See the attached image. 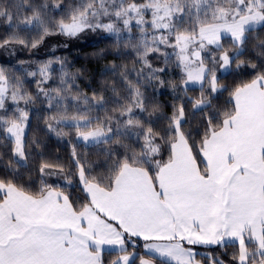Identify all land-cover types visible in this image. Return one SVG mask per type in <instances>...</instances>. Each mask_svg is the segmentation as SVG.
I'll return each mask as SVG.
<instances>
[{
    "label": "snow or ice",
    "instance_id": "obj_1",
    "mask_svg": "<svg viewBox=\"0 0 264 264\" xmlns=\"http://www.w3.org/2000/svg\"><path fill=\"white\" fill-rule=\"evenodd\" d=\"M0 19L11 29L0 49L10 54L50 36L102 32L115 38L117 55L122 45L133 56L131 66H105L111 109L103 94H73L75 76L59 57L40 64L36 97L0 67V264H264V0H76L66 10L64 0H0ZM250 39L259 64L241 58ZM54 63L59 85L45 88ZM171 66L179 85L164 78ZM249 73L220 82L219 74ZM190 85L198 97L188 96ZM149 87L182 92L181 102L170 115L158 104L149 110ZM225 92V106H214ZM41 96L52 112L48 132L64 138L62 126L74 128L104 158L93 165L72 145L75 171L42 161L35 186L22 171L30 116L20 103Z\"/></svg>",
    "mask_w": 264,
    "mask_h": 264
},
{
    "label": "trees",
    "instance_id": "obj_2",
    "mask_svg": "<svg viewBox=\"0 0 264 264\" xmlns=\"http://www.w3.org/2000/svg\"><path fill=\"white\" fill-rule=\"evenodd\" d=\"M76 0H64L65 10L67 7ZM63 12L57 14V18L59 15H62ZM10 27L0 19V40L7 37L10 34ZM135 32V29H134ZM93 33V32H92ZM25 38H32L36 35L34 32H24L21 33ZM261 38H264V30H261L259 33ZM55 37V42L53 44V49L45 48V44H41L35 51L28 57L23 56H15L13 60H8L5 62L0 61V67L6 69V71L13 76H17L23 82L24 90L31 93L34 97L37 94V81L40 80V76L38 74V68L41 63L47 60H56L59 57L65 63V70L72 73L75 76V84L77 87L73 88V94L76 93H85L89 97L92 96L95 91L97 94H103L108 99V104L106 107L109 109L116 107V104L113 102V93L110 89H105L102 82L109 81L112 82L114 80L113 73L105 72V66L111 63H115L116 65L128 64L131 66L133 56L126 55L125 49L121 45L120 54L117 55L115 38L108 34L102 32L93 33L91 37L87 38H75V41L72 40H63L58 36H50L47 38L45 42H48L50 38ZM79 39V40H78ZM78 40V41H77ZM77 41V42H76ZM76 42V43H75ZM225 47L229 46V38L224 39ZM253 41L250 39L248 42V51L245 52L242 59H250L253 62L260 63V60L257 59L256 53L252 51ZM18 46L12 50L13 54L15 52H21V49L25 51L31 50L26 48H21ZM3 50V49H0ZM20 50V51H19ZM101 50L104 51V55H99ZM43 53V54H39ZM154 65L161 66V62L157 60L156 57H151ZM19 61H24L23 65H19ZM52 71V79L48 81L44 87L45 88H54L59 85V76H60V64L54 63ZM29 72H37L35 77L28 76ZM220 75V82L226 83L229 86H232L234 82H238L240 79H248L250 78L251 73L247 75H243L240 77L232 75ZM164 78L166 80H170L175 82L176 84H180L181 81V72L178 68L171 66L169 71L165 73ZM117 89L120 91L121 95H124V90L122 85L119 83L118 79L116 80ZM200 93V89L198 86L190 85L188 87V96L189 97H198ZM148 96V106L149 110H151V106L153 104H158L161 106L162 111L165 114L170 115L172 112L171 105L173 103H180L181 101L178 99L179 96H183L182 92H178L174 94L172 90L168 87H164L158 89L157 91H153L151 87H149L147 91ZM228 98V93L225 92L219 96L218 99L213 100V105L218 107H224L225 102ZM186 105V110L191 108V104L185 99L183 101ZM47 102L44 98L37 97L34 104L25 106L23 102L20 103V107L25 108V110L29 111V128L27 129V137L26 142L28 148L30 150L29 155V167L27 169H22L24 173H30L33 179L37 182L35 186L39 184V173L38 167L42 161H48L50 163L63 164L66 169L71 168L75 171V166L71 163V148L72 145L76 146V150L78 153H81L87 157L89 163L95 165L97 162L103 160V154L100 150L95 147L88 145L86 146L83 142L77 141L75 139V129L67 126H62L63 131L68 133V135L64 138H58L54 133H50L47 131L44 117H47L52 114L47 109ZM230 106V105H228ZM15 105L11 103L9 100L6 103V109L8 115L14 114ZM54 111V110H53ZM0 114H4L3 110H0ZM103 115V113H100ZM198 120H193L192 124L195 125ZM166 121H159L158 126H162ZM33 137L37 138L40 142L39 148H36L32 145ZM0 139H2V134H0ZM128 143V141H125ZM5 149L0 148V152H4ZM42 153V155H40ZM167 153H164L166 158ZM9 159V156L5 155L3 162L6 163ZM102 169H97V171ZM49 183L55 184V181L49 180ZM79 190H76L78 194ZM198 251H211V249L198 248ZM217 253L221 250L216 249ZM105 258L110 259L111 256L108 253H105ZM199 259V257H197Z\"/></svg>",
    "mask_w": 264,
    "mask_h": 264
},
{
    "label": "rangeland",
    "instance_id": "obj_3",
    "mask_svg": "<svg viewBox=\"0 0 264 264\" xmlns=\"http://www.w3.org/2000/svg\"><path fill=\"white\" fill-rule=\"evenodd\" d=\"M92 32H85V33H83V34H81V36L79 37V38H87V37H91L92 36ZM56 36H58V37H61L63 40H71L72 38H67V37H65V36H60V35H56ZM47 40V39H46ZM45 40V41H46ZM72 40H74L75 41V38L74 39H72ZM79 40V39H78ZM77 40V41H78ZM43 42V44H45V48H50V49H53V44H54V42H55V37H53V38H50L49 39V41L48 42ZM76 41V42H77ZM75 42V43H76ZM17 48H18V46H17ZM21 49V48H20ZM29 49V48H28ZM20 51V50H19ZM35 51V49H31V50H29V51H23L22 49H21V52H15L14 54H13V52H12V54H10V51L9 50H6V49H3V50H0V61H2V62H5V61H8V60H13L14 59V57L15 56H23V57H28V56H30L33 52ZM39 54H43V53H39ZM12 103V102H11ZM76 139V138H75Z\"/></svg>",
    "mask_w": 264,
    "mask_h": 264
}]
</instances>
